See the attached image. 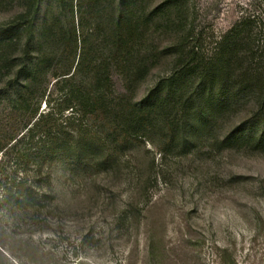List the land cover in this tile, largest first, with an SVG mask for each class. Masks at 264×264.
<instances>
[{
    "label": "rangeland",
    "instance_id": "374dc122",
    "mask_svg": "<svg viewBox=\"0 0 264 264\" xmlns=\"http://www.w3.org/2000/svg\"><path fill=\"white\" fill-rule=\"evenodd\" d=\"M183 6L181 26L160 28L147 46L157 52L140 84L129 88L114 76L117 94L131 89L121 104L140 103L190 63L188 80L175 85L163 114L114 132L111 124L123 126L119 114L85 119L96 141L88 167L64 161L38 173L26 156L30 145L0 151V264H264V148L242 136L222 139L237 129L259 131L256 94L233 98L195 141L194 132L183 144L171 130L186 115L194 118V107L185 114L181 107L200 88L196 61L208 59L218 38L242 21L250 24L254 61L264 71V0ZM18 7H0V19ZM20 181L32 185L37 201L24 199Z\"/></svg>",
    "mask_w": 264,
    "mask_h": 264
},
{
    "label": "trees",
    "instance_id": "16d2710c",
    "mask_svg": "<svg viewBox=\"0 0 264 264\" xmlns=\"http://www.w3.org/2000/svg\"><path fill=\"white\" fill-rule=\"evenodd\" d=\"M150 1L0 0V7L19 4L12 15L0 19V151L30 145L26 156L36 162L38 173L64 161L69 167H88L96 141L85 119L119 114L123 126L111 124L109 131L114 132L147 126L152 116L163 114L175 98V85L188 80L190 63L157 83L144 101L121 104V97L150 71L157 48L147 46H153L155 32L181 26L184 0L160 1L154 8ZM251 32L247 20L240 22L218 38L208 59L196 61L200 88L181 107L183 114L194 107V118L186 115L171 127L183 144L193 137L191 132L195 141L199 130L210 126L233 98L252 90L259 131L252 128L238 135L237 129L222 139L228 144L242 136V141L264 148V71L254 61ZM115 74L128 91L117 94ZM47 175L51 183L52 172ZM19 185L24 199L38 200L32 185Z\"/></svg>",
    "mask_w": 264,
    "mask_h": 264
}]
</instances>
